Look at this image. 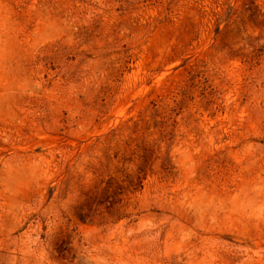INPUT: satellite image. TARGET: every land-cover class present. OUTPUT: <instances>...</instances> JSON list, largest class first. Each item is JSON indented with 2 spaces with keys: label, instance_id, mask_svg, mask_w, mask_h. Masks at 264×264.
I'll return each instance as SVG.
<instances>
[{
  "label": "rangeland",
  "instance_id": "obj_1",
  "mask_svg": "<svg viewBox=\"0 0 264 264\" xmlns=\"http://www.w3.org/2000/svg\"><path fill=\"white\" fill-rule=\"evenodd\" d=\"M0 264H264V0H0Z\"/></svg>",
  "mask_w": 264,
  "mask_h": 264
}]
</instances>
